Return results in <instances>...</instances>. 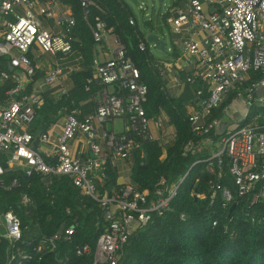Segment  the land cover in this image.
<instances>
[{
  "label": "built area",
  "instance_id": "built-area-1",
  "mask_svg": "<svg viewBox=\"0 0 264 264\" xmlns=\"http://www.w3.org/2000/svg\"><path fill=\"white\" fill-rule=\"evenodd\" d=\"M81 3L88 20L92 1ZM159 16L177 37L173 42L180 49L176 58L155 61L167 90L201 83L193 90L195 102L187 106L195 138L186 143L184 154L208 151L205 161L218 180L229 176L237 194L251 204L264 200V0H172ZM130 23H135L133 17ZM74 25L71 8L58 0H0V56L13 66L12 71L1 72L0 78L15 82L0 106V152L7 155V166L0 164V188L10 190L19 185L17 179L11 184L4 180L11 168H20L27 175L41 173L45 180L53 174L69 176L83 194L99 202L107 220L91 264H118L129 237L169 207L177 185L162 177L152 193L140 191L130 181L123 182L120 190L101 194L99 183L108 164H128L131 169L136 148L154 141L165 146L176 130L164 111L147 116L148 86L140 81V71L119 36L97 16L91 29L98 51L92 63L93 76L85 87L89 92L100 87L91 98L94 110L79 118L80 110L73 109L41 132H31L35 107L44 92L50 90L56 97L68 94L70 75L81 67L83 57L73 48ZM152 46L154 43L139 42L141 51ZM45 54L54 60L42 62ZM71 54L76 56L61 66L58 59H68ZM46 64L45 75L33 80L36 69ZM256 73L260 77L254 79ZM28 85L31 92L25 91ZM234 91L235 98L225 104ZM238 100H243L245 118L233 127L231 120L222 121L221 115L230 110L234 115L232 107ZM116 119L122 121L121 132L114 128ZM219 190L226 202L233 199L231 187L217 183L213 195ZM22 201L28 204L31 199L24 193ZM0 223L2 235L10 243L21 239V220L15 212L2 213ZM74 230L69 226L41 238L30 252L20 254L22 261L31 264L45 249L53 250L60 240H70ZM89 251L84 245L78 254Z\"/></svg>",
  "mask_w": 264,
  "mask_h": 264
},
{
  "label": "trees",
  "instance_id": "trees-1",
  "mask_svg": "<svg viewBox=\"0 0 264 264\" xmlns=\"http://www.w3.org/2000/svg\"><path fill=\"white\" fill-rule=\"evenodd\" d=\"M58 1L69 6L75 17L71 30L73 48L82 55L83 61L80 69L70 75L72 88L68 94L56 97L50 90L44 92L42 101L35 107L31 132L39 133V127L44 130L73 109L80 110L79 118L94 110L91 98L100 87L94 85L91 92L85 87L93 76L92 63L98 51L91 29L97 16L119 36L140 71V81L148 86L144 102L147 116L154 117L164 111L176 130L172 141L165 146L161 141L145 142L133 151L131 183L140 191L152 193L165 177L169 184L177 185V192L162 214H154L146 228L129 237L118 264H264V200L251 204L247 197L237 194L229 176L218 180L205 161L210 155L208 151L184 154L186 143L195 138L188 122L187 106L195 102L193 90L200 88L201 83L187 85L181 96L171 95L150 47L146 51L139 49L140 40L149 46L148 32L164 33L163 18L150 17L140 24L125 0H91L86 20L81 0ZM130 17L134 18V24L130 23ZM171 46V56L176 58L179 49L173 41ZM8 61L7 57L0 56V75L3 71L9 72ZM45 73L46 69L37 68L32 79H41ZM252 75L254 79L260 77V73ZM249 84L250 81L243 84L242 89ZM14 86L13 80L0 78V106L9 98L7 91ZM25 91L31 92L32 86L28 85ZM235 96L236 91L224 103H231ZM84 101L87 103L83 104ZM6 160L7 155L0 152V164L7 166ZM118 178V167L108 164L106 176L99 183L100 193L120 190L123 184ZM14 179L18 186L10 190L0 188V215L8 210L15 212L21 220L22 237L12 244L2 235L0 226V264H24L21 253L30 252L41 238L69 226L75 228L72 238L60 240L53 250L45 249L31 264H91L98 237L107 224L99 202L83 194L67 175L53 174L45 180L38 172L27 175L20 168L8 169L5 182L11 184ZM217 183L231 187L230 202L223 199L220 190L213 195ZM24 193L31 199L28 204L22 201ZM198 193L203 197L198 198ZM84 245L89 247V253L78 254Z\"/></svg>",
  "mask_w": 264,
  "mask_h": 264
},
{
  "label": "rangeland",
  "instance_id": "rangeland-1",
  "mask_svg": "<svg viewBox=\"0 0 264 264\" xmlns=\"http://www.w3.org/2000/svg\"><path fill=\"white\" fill-rule=\"evenodd\" d=\"M133 9V12L138 19L140 24H143L144 20H147L148 17H154L157 19L159 14L165 13L172 2V0H164L163 2H159V0H125ZM163 28H164V33L158 34L160 36V39H163L166 45V50L162 51L160 49L154 48L152 46L151 52L155 58V60H162V59H169L171 57L170 49H171V43L172 39H176V36H173V34L170 32L169 27L165 22H162ZM74 54H71L68 59H58L59 64L61 66L67 65L71 60L74 58ZM49 58H52L54 60V57L51 56L50 54H45L43 56L42 62L46 63L47 61H50ZM48 65L46 64L43 69H46L47 71ZM110 90L112 88L110 87ZM170 94H172L171 91H169ZM240 102L236 103L233 107L232 110L236 114V116L232 115L231 110L227 113V115L222 114V121H230L229 123H232L233 127L236 126V123L241 122L245 118V111L241 109V103L242 101L239 100ZM264 113V112H263ZM34 124V123H33ZM114 128L117 132L123 131V124L120 119H116ZM43 128L39 127V132H41ZM128 165V164H127ZM121 163L118 165L119 169V180L120 181H129L130 180V169L128 166ZM1 226V223H0Z\"/></svg>",
  "mask_w": 264,
  "mask_h": 264
},
{
  "label": "water",
  "instance_id": "water-1",
  "mask_svg": "<svg viewBox=\"0 0 264 264\" xmlns=\"http://www.w3.org/2000/svg\"><path fill=\"white\" fill-rule=\"evenodd\" d=\"M159 2H163V0H159ZM147 41L149 43H154V48H156V49H160L162 51L166 50V45H165L164 40L160 39L159 35L156 34V33H149L147 35ZM8 68H9L10 71L13 70V66L12 65H9ZM36 144H37V142L35 143V148H36Z\"/></svg>",
  "mask_w": 264,
  "mask_h": 264
},
{
  "label": "crops",
  "instance_id": "crops-1",
  "mask_svg": "<svg viewBox=\"0 0 264 264\" xmlns=\"http://www.w3.org/2000/svg\"><path fill=\"white\" fill-rule=\"evenodd\" d=\"M149 33H153V32H148L147 34H149ZM159 38H160V36H159ZM172 41H173V39H172ZM176 47L179 49V47L176 45ZM172 51V46H171V49H170V52ZM179 54H180V49H179ZM173 58V56H171L169 59H162L163 61H165V60H171ZM162 60H156V61H158V62H160V61H162ZM186 75L184 74V76L183 77H185ZM185 89H186V87H183V88H176V87H169V89H168V92L169 91H171L172 92V94L171 95H173V96H181L184 92H185ZM242 101V103H243V100H241ZM238 102H240L239 100H238ZM237 102V103H238ZM242 109V108H241ZM233 114H234V116H236V114L233 112ZM129 168V167H128ZM130 169V168H129ZM118 181L120 182V183H123V182H130L131 181V179L129 180V181H120L119 179H118Z\"/></svg>",
  "mask_w": 264,
  "mask_h": 264
}]
</instances>
